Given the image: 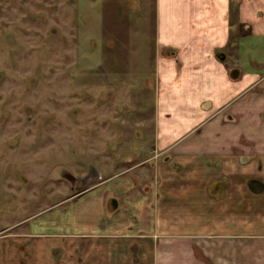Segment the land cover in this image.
Here are the masks:
<instances>
[{
  "label": "crops",
  "instance_id": "crops-1",
  "mask_svg": "<svg viewBox=\"0 0 264 264\" xmlns=\"http://www.w3.org/2000/svg\"><path fill=\"white\" fill-rule=\"evenodd\" d=\"M94 1L124 8L130 34L155 42L154 82L143 92L156 101L153 137L132 144L151 151L124 171L158 170L146 180L99 175L75 200L25 218L49 209L42 235L29 230L39 219L28 234L3 213L0 264H57L49 247L68 264L76 248L95 249L90 264H264V0ZM0 188L7 201L12 189ZM65 200L76 222L66 213L54 227Z\"/></svg>",
  "mask_w": 264,
  "mask_h": 264
},
{
  "label": "rangeland",
  "instance_id": "rangeland-1",
  "mask_svg": "<svg viewBox=\"0 0 264 264\" xmlns=\"http://www.w3.org/2000/svg\"><path fill=\"white\" fill-rule=\"evenodd\" d=\"M104 7L93 0H0V187L12 189L0 201V219L8 213L21 221L15 230L22 233L42 235L50 227L39 221L49 220V209L25 218L56 200H75L102 175L142 172L146 180L145 172L158 170L146 163L124 171L151 151L132 144L153 137L156 101L143 92L154 82L155 42H143L140 30L130 34L124 8ZM71 200L52 210L54 227L66 213L76 222ZM35 218L37 228L29 229ZM76 249L72 263L93 261L95 249ZM48 251L68 264L58 259L60 248Z\"/></svg>",
  "mask_w": 264,
  "mask_h": 264
}]
</instances>
